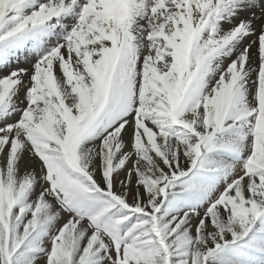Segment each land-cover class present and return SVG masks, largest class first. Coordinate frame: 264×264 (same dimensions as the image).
<instances>
[{"label":"snow or ice","instance_id":"1","mask_svg":"<svg viewBox=\"0 0 264 264\" xmlns=\"http://www.w3.org/2000/svg\"><path fill=\"white\" fill-rule=\"evenodd\" d=\"M0 264H264V0H0Z\"/></svg>","mask_w":264,"mask_h":264}]
</instances>
